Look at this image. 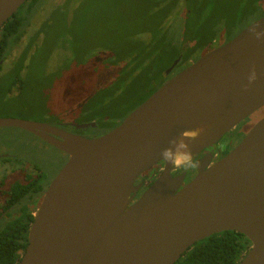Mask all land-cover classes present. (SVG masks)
<instances>
[{"label":"water","instance_id":"95a60500","mask_svg":"<svg viewBox=\"0 0 264 264\" xmlns=\"http://www.w3.org/2000/svg\"><path fill=\"white\" fill-rule=\"evenodd\" d=\"M27 1L0 0V31ZM252 25L264 31V16L170 77L103 136L0 118V128L27 131L68 156L41 196L18 264H177L199 242L230 231L251 243L238 264H264V41ZM253 69L258 79L246 88ZM259 114L223 158H199L189 183L188 172L170 175L169 165L135 200L137 182L162 163L159 153L177 133L204 129L191 142L197 157Z\"/></svg>","mask_w":264,"mask_h":264},{"label":"trees","instance_id":"16d2710c","mask_svg":"<svg viewBox=\"0 0 264 264\" xmlns=\"http://www.w3.org/2000/svg\"><path fill=\"white\" fill-rule=\"evenodd\" d=\"M41 1L28 0L0 31V67L25 36ZM98 1L102 0H66L54 8L22 51L18 68L0 82V98L21 97L26 87L30 90L35 83L49 79L45 69L50 55L66 50L61 67L76 75L83 85L64 106L63 113L68 116L60 118L61 123H108L112 130L167 81L166 72L176 60L181 58L173 73L214 45L219 39L218 25L225 22L228 37H233L259 19L241 23L232 34L234 23L230 22L238 6L240 11L246 6L255 9L258 0L230 3L229 10L225 5L228 0L119 1L113 4L114 12L112 5H99ZM222 3L220 12L215 4ZM58 13L62 23L55 25ZM191 23H195V30ZM34 52H40V56ZM29 56V77L23 81ZM106 71L112 76L99 85ZM45 188L40 174L28 176L25 184L16 183L7 192L0 212V264L19 263L40 203L41 196L36 195ZM250 246L244 235L224 232L196 244L177 264H238Z\"/></svg>","mask_w":264,"mask_h":264},{"label":"rangeland","instance_id":"374dc122","mask_svg":"<svg viewBox=\"0 0 264 264\" xmlns=\"http://www.w3.org/2000/svg\"><path fill=\"white\" fill-rule=\"evenodd\" d=\"M65 1L66 0H42L38 4L35 15L27 26L25 36L5 63V73L7 70H10V68H18V62L22 60V51L28 46L30 38L39 32L42 24H44V22L51 16V11L62 5ZM119 1L122 3L133 1L139 2V0H102L97 3L103 6L105 2H107V4L109 3L112 5V10L114 12L116 6L113 4H116ZM151 1L152 0H147V3H150ZM239 1H241L242 4H245V1L248 2V0H228V2L225 3L226 8L229 10L231 4ZM254 4H256L255 9L253 6H246L243 11H240L238 6V12L233 15V19L231 20L232 23L230 22L232 25L234 23L232 34H236L238 26L241 23L253 18L262 17L264 13V0H258ZM222 5L223 3L215 4L220 12L222 11ZM125 7L126 6H124L123 10H125ZM57 19L55 25L62 23L60 13L57 14ZM198 20H202V17H199ZM235 20L236 22H233ZM225 26V22L217 26L218 37L216 40L219 39L214 45L208 47L204 53L210 51L216 46L226 44L235 37H231L232 35L228 37L226 30L224 29ZM191 28L192 30H195V23H191ZM239 32L237 33L239 34ZM43 41L44 35L39 38L38 44L41 45ZM34 53L37 55L40 54V52ZM66 53V50H57L53 57L50 55V61L47 63L45 69L46 75L49 79H42L41 82L35 83L30 90L26 87V90L24 91L25 95L21 97L0 98V118H17L59 126L61 124V119L68 116L63 113L64 106H66L72 95L75 93L76 88L83 85L79 82L76 75H71L70 71L62 69L61 65L64 62L63 56ZM202 53L197 54V56H202ZM29 62L30 56L27 58L26 66L22 72L23 81L27 80L29 77ZM188 64L189 63L184 64V67L188 66ZM111 76L112 72L106 71L105 75L101 78L99 85H103L106 81H109ZM170 76L171 75H169V77ZM15 95L16 93L14 92L13 96ZM70 122L73 123L72 121ZM110 127L111 125L108 123L101 124L96 131L94 129L91 130L90 133L97 136H103L111 131ZM2 154H7L12 159L10 162H0V212H3V206L6 201V196L3 195H5L14 184H25L28 180V176L36 177L39 172H41L44 183L48 185L68 162V156L66 154L40 140L33 134L18 128H0V155Z\"/></svg>","mask_w":264,"mask_h":264},{"label":"flooded vegetation","instance_id":"af4514ba","mask_svg":"<svg viewBox=\"0 0 264 264\" xmlns=\"http://www.w3.org/2000/svg\"><path fill=\"white\" fill-rule=\"evenodd\" d=\"M217 47H219V46H216L213 49H215ZM204 54L205 53H202V56ZM11 55H12V53L9 56H7L5 58V60L1 63V67H0V82L5 81V78L9 77V75H11L12 71L15 69V68H13V69L10 68V70H7L6 73L4 72L5 63L7 62V59L9 57H11ZM200 57L196 55V58H193V59L189 60L188 66L191 65L192 63H194L195 61H197ZM186 67L187 66H185V67L183 66L182 68L184 69ZM175 74L176 73H172L170 77H172ZM263 114H264V112H263ZM263 114L262 115L259 114V116L257 115L255 117L249 118V119L245 120L244 122H242L241 124H239L235 129L230 131L217 145L211 146V147L207 148L206 150H204L199 156L196 157V160H198L199 158L208 156L209 154H213L214 155L213 162H216L217 160L223 158L225 155H227L243 139V137L251 130L253 125L263 116ZM73 124L74 123H71V122H64V123H61L59 125V127L62 128L63 130H65V131L73 133V134L86 135V136H89V137H100V136H97V135H94V134L90 133L91 130H94L95 128L88 129L87 131H80V130H77L73 126ZM0 156H2L0 162H3V163L4 162H10V160L12 159L7 154H5V155L2 154ZM163 167H164V165H163V163H161L157 167H155L154 169L150 170L146 175H144L143 177H141L139 179L137 184L138 183H143V188L139 191V193L137 194V197H136L135 200H137L144 193V191L157 179L159 173L161 172V168H163ZM182 173L183 172H176V171L174 172V174H177V175L182 174ZM40 174H41V172H39L38 175H40ZM195 176H196V169H193V170L189 171L188 174H187L186 180H185V184L189 183ZM49 185L50 184H48V185L45 184L46 188L43 191H41L36 196H43L44 192L46 191V189L48 188ZM3 196H7V193L5 195H3Z\"/></svg>","mask_w":264,"mask_h":264},{"label":"clouds","instance_id":"9594fccd","mask_svg":"<svg viewBox=\"0 0 264 264\" xmlns=\"http://www.w3.org/2000/svg\"><path fill=\"white\" fill-rule=\"evenodd\" d=\"M250 27L255 38L264 41V31L258 30L254 25ZM257 79L258 73L253 69L248 77L249 83L245 87H250ZM203 132V128L186 129L171 138L168 142L169 146L164 147L159 153V161L166 166V168H161V172L165 173L169 165H171L170 175L173 171L187 173L197 168L198 161L196 160V154L192 150L191 142L197 141Z\"/></svg>","mask_w":264,"mask_h":264}]
</instances>
